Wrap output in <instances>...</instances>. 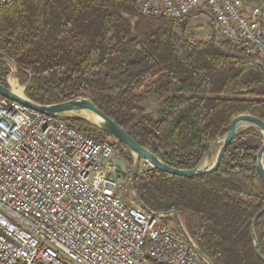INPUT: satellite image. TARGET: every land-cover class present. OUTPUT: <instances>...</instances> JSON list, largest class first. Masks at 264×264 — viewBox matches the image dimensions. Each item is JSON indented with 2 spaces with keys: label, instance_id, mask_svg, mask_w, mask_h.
Returning a JSON list of instances; mask_svg holds the SVG:
<instances>
[{
  "label": "trees",
  "instance_id": "obj_1",
  "mask_svg": "<svg viewBox=\"0 0 264 264\" xmlns=\"http://www.w3.org/2000/svg\"><path fill=\"white\" fill-rule=\"evenodd\" d=\"M191 14L144 16L133 0H9L0 7V82L8 85L7 59H13L32 100L90 98L164 162L194 168L235 116L264 120V59L223 40L217 28L209 40H197ZM146 93L161 100L156 113L141 105ZM65 118L133 160L102 128ZM263 142L250 126L238 132L215 172L184 177L148 166L134 188L151 210L200 217L206 232L188 231L214 264H264L252 236L255 215L264 208L257 166ZM254 232L264 255V213Z\"/></svg>",
  "mask_w": 264,
  "mask_h": 264
},
{
  "label": "built area",
  "instance_id": "obj_2",
  "mask_svg": "<svg viewBox=\"0 0 264 264\" xmlns=\"http://www.w3.org/2000/svg\"><path fill=\"white\" fill-rule=\"evenodd\" d=\"M136 2L144 16L205 10L223 40L264 59V0ZM65 116L0 93V264H207L170 215L125 199L114 142Z\"/></svg>",
  "mask_w": 264,
  "mask_h": 264
},
{
  "label": "water",
  "instance_id": "obj_3",
  "mask_svg": "<svg viewBox=\"0 0 264 264\" xmlns=\"http://www.w3.org/2000/svg\"><path fill=\"white\" fill-rule=\"evenodd\" d=\"M136 2L137 0H133ZM86 88V85H85ZM26 86L24 87L25 92ZM0 93L11 98L14 100H17L33 109H36L38 111L48 113V114H64L68 116H78L82 117L84 119H87L91 122H93L98 127L105 130L107 133H109L116 141L120 142L124 146H126L132 154L135 156L132 174H131V180L129 184V191L131 194V197L137 201L144 209L148 210L149 208L145 205V203L142 201L138 193L136 192L134 188V180L136 176L139 173L141 160L144 159L145 162L153 167L157 168L161 171L178 175V176H184V177H195V176H202L206 174H211L219 169L221 166L222 160L224 158V155L238 134V132L242 129H246L250 126L257 127L261 133L264 136V120H262L260 117L252 115V114H240L235 116L231 123H230V129L226 133V135L218 139L214 144L221 141L219 150L217 152V155L213 161V163L210 166H207V161L212 155V147L209 149L206 161L203 160L201 164L198 166L191 168V169H183L178 168L172 165H169L168 163L164 162L158 155H156L153 151H151L149 148L145 147L144 145L140 144L129 132L126 128H124L122 125H120L115 119H113L111 116H109L103 109L98 107L90 98L87 97H76L72 98L67 101L58 102L54 104H41L38 103L31 98H29L25 93L23 95H20L16 93L12 87L11 84L8 82V85H4L0 82ZM89 112L92 115H94L97 118V121H93L85 116H83L81 113ZM263 158H264V142L259 149V152L257 154V166L259 173L263 179L264 182V164H263ZM166 215H170L173 218H175L178 226L180 227L181 231L184 233L186 238L194 245L196 248V251L205 259L207 264H214L210 256H208L192 239L188 231L186 230L182 219L178 212L176 210L172 211H165ZM264 213V208L259 211L254 218L253 226H252V236L255 240V251L257 256L264 262V255L260 251V247L258 244V241L256 239L255 234V226L256 223L260 217L261 214Z\"/></svg>",
  "mask_w": 264,
  "mask_h": 264
},
{
  "label": "rangeland",
  "instance_id": "obj_4",
  "mask_svg": "<svg viewBox=\"0 0 264 264\" xmlns=\"http://www.w3.org/2000/svg\"><path fill=\"white\" fill-rule=\"evenodd\" d=\"M133 21H134V19H133ZM214 22L215 21L213 20V17L205 10H199V11H196L190 15V28H191V31H192L194 37L197 40L207 41L210 39L211 35L214 32V29L217 28V25L215 27ZM217 30H218V28H217ZM7 65L11 69V72L9 73L7 80L9 77H13L14 79H16L18 81L20 86H22L24 88L25 85L21 84L19 75L16 72L17 65H16L15 61L13 59H7ZM141 105L146 109L147 112L156 113V111L160 108L161 100H159L155 95H153L151 93H149V94L146 93L143 95V98L141 100ZM85 120H87V119H85ZM87 121H89V120H87ZM89 122H91V121H89ZM91 123H93V122H91ZM223 137H221V138H223ZM221 138H219V139H221ZM219 147H220L219 142L214 144V146L212 147V155L207 161V166H210L213 163V161L217 155V152L219 150ZM116 153L120 159L119 168H118V171L116 173V177L118 179L122 180L126 184V187L128 186V190L126 188L124 197L127 201H129L131 199V194L129 191V184H130V180H131V171L133 169L135 156L132 154L133 160H130L127 157L123 156L122 153L118 149H116ZM205 159H206V157H205ZM148 166L149 165L145 162V160L142 159L141 164H140V169H139L140 172L146 171ZM127 192L130 195L129 199H127ZM186 217H187L186 220H184L183 218H181V219H182V222H183L187 231L189 228L193 232H195L196 235L199 237L206 232V226L203 225V222H202L200 217L192 215V214H186ZM174 223L177 224V222H175V221H174ZM188 233H189V231H188Z\"/></svg>",
  "mask_w": 264,
  "mask_h": 264
},
{
  "label": "bare ground",
  "instance_id": "obj_5",
  "mask_svg": "<svg viewBox=\"0 0 264 264\" xmlns=\"http://www.w3.org/2000/svg\"><path fill=\"white\" fill-rule=\"evenodd\" d=\"M10 84H11V86H12V89L16 92V93H18V94H20V95H23V91H24V88L22 87V86H20V84L17 82V80L16 79H14L13 77L10 79ZM82 115H84V116H86V117H88L89 119H91V120H93V121H97V118L94 116V115H92L91 113H89V112H82L81 113ZM220 144H221V141L219 142ZM263 164H264V158H263Z\"/></svg>",
  "mask_w": 264,
  "mask_h": 264
}]
</instances>
